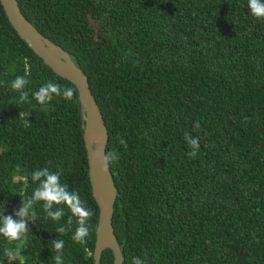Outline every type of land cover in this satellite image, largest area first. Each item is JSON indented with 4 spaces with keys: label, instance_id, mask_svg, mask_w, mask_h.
<instances>
[{
    "label": "trees",
    "instance_id": "1",
    "mask_svg": "<svg viewBox=\"0 0 264 264\" xmlns=\"http://www.w3.org/2000/svg\"><path fill=\"white\" fill-rule=\"evenodd\" d=\"M88 77L108 131L113 227L123 264H264V20L247 0H18ZM23 76L22 91L11 82ZM56 75L19 37L0 3V213L15 215L48 167L93 215L84 244L65 205L43 202L20 241L0 237V264H94L98 206L79 96H33ZM200 122V129L196 128ZM199 137L196 158L184 140ZM126 142L120 143V140ZM65 228L66 233L57 229ZM6 251L11 252V257ZM101 264H113L105 249Z\"/></svg>",
    "mask_w": 264,
    "mask_h": 264
},
{
    "label": "water",
    "instance_id": "2",
    "mask_svg": "<svg viewBox=\"0 0 264 264\" xmlns=\"http://www.w3.org/2000/svg\"><path fill=\"white\" fill-rule=\"evenodd\" d=\"M0 3L10 24L28 47L56 75L70 81L76 87L84 116L83 139L88 176L99 210L93 250L94 264H101V255L105 249L112 251L113 264H123L124 258L113 227V210L117 191L109 165L106 170L104 168L103 158L106 154L108 131L96 99L90 90L88 77L64 48L43 35L25 18L18 0H0Z\"/></svg>",
    "mask_w": 264,
    "mask_h": 264
},
{
    "label": "clouds",
    "instance_id": "3",
    "mask_svg": "<svg viewBox=\"0 0 264 264\" xmlns=\"http://www.w3.org/2000/svg\"><path fill=\"white\" fill-rule=\"evenodd\" d=\"M248 9L252 17L256 19L264 20V0H247ZM29 80L23 76H17L11 82V89L20 93V101L24 102L28 100V93L22 91L26 85L29 84ZM75 89L62 87L58 83L52 81L42 85L37 91L33 93L34 99L40 105H46L53 96L63 97L65 100H73L75 98ZM197 130L200 129V122L196 121ZM184 140L187 141L189 148L192 150L187 153L192 158H196L200 151L199 137H194L190 133H184ZM121 144L126 147V142L123 139L120 140ZM104 168L114 161L119 159V156L113 151H109L104 155ZM31 180L40 181L39 187L35 188L31 198H28L23 203V206L16 211L15 215L19 219H14L12 215H3L0 213V237H3L9 241H20L28 233V228L25 218H31L35 220L36 213L31 211L32 206L36 202H43V208L47 212L48 216L52 220H59L63 213V209L58 211H49L54 205H65L70 211L71 215L76 218L78 227L75 229L72 235V240L79 244H84L86 238L89 235V228L86 226V222L93 215L91 210L85 208L80 197L73 192L67 190V186L61 183V174L56 171L50 170L48 167L42 170L33 171L31 174ZM61 233H66V229L61 227L57 229ZM65 242L63 240L52 241L51 247L56 253L53 260L55 264H64L61 252L64 249ZM7 256L11 257L13 254L6 251ZM135 264H144L138 258Z\"/></svg>",
    "mask_w": 264,
    "mask_h": 264
}]
</instances>
